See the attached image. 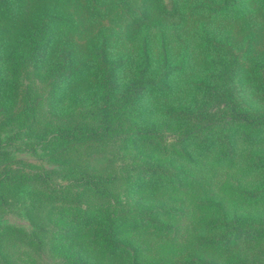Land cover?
Listing matches in <instances>:
<instances>
[{
  "label": "rangeland",
  "instance_id": "374dc122",
  "mask_svg": "<svg viewBox=\"0 0 264 264\" xmlns=\"http://www.w3.org/2000/svg\"><path fill=\"white\" fill-rule=\"evenodd\" d=\"M3 1L0 264H264V124L197 104L236 55L239 107L264 116V0ZM38 22L47 56L12 69ZM140 72L155 84L128 87Z\"/></svg>",
  "mask_w": 264,
  "mask_h": 264
},
{
  "label": "trees",
  "instance_id": "16d2710c",
  "mask_svg": "<svg viewBox=\"0 0 264 264\" xmlns=\"http://www.w3.org/2000/svg\"><path fill=\"white\" fill-rule=\"evenodd\" d=\"M0 2L4 1L0 0ZM227 3L229 4L230 2ZM228 4L216 5L212 0H204L201 6L211 9L213 12H219L221 10L231 8V6H228ZM51 20H53V18H51ZM55 37H57V33L52 29L50 30V28H48V26L44 25L43 23L38 22L33 25L31 27V30L26 33L25 36L17 43L18 45L15 51H13V53L8 57L11 68L17 70L19 68V65L21 64V60L29 64L34 62L41 63V61L47 56L50 44ZM211 41L213 42V44L219 46L214 39H211ZM103 45L104 44L97 48V50L102 48ZM1 51L2 48L0 46V60L2 59ZM146 52L148 51L145 49L144 53ZM61 55L62 59L59 57L58 60L55 62V66H57V68H60L64 65L66 67L72 68L73 72H75L78 69V66L73 60L74 54L72 49H62L60 52V56ZM147 59L150 60V57L147 56ZM59 60L64 61L61 62ZM59 63L60 65H58ZM121 63L122 62L120 61L116 63L114 67H111V72L107 71V69L105 67H102V65H99L98 69L100 72L102 87L106 84L112 86L115 85L116 79L114 77V70L118 69ZM82 68H89V66L85 65ZM239 71L240 63L236 55L225 56V59L216 63L214 70L211 72L210 78L204 84L203 96L199 103H197L202 105L203 110L206 111V114H204L203 117H206L208 121L211 120L210 116L213 115L212 113L214 111V113L217 114H224L225 111H229L230 114L233 116L232 119H241L242 121H247L249 123L264 124V116H253L249 111H247L243 107H239L240 105L236 100V93L234 91L235 82L239 77ZM140 73H142L141 76L132 79L128 84V87H132L139 84L141 89H146L148 85L155 84V81L151 83L152 81H149L147 77H144L145 72ZM72 74L73 73L71 71V75ZM0 79H2L1 75ZM218 100H222V102H224V105L216 106L215 104ZM185 114L188 116L192 114L197 115L194 109L185 110ZM231 234V236H235L237 238L253 237L250 236L251 234L249 232L244 233L242 231L237 234ZM202 242L220 243L221 241H218L215 238L207 237L206 239H203Z\"/></svg>",
  "mask_w": 264,
  "mask_h": 264
}]
</instances>
